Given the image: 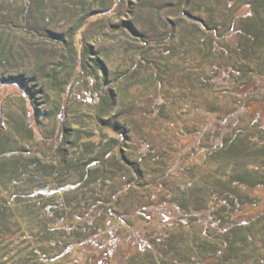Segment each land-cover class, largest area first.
<instances>
[{"label": "trees", "instance_id": "obj_1", "mask_svg": "<svg viewBox=\"0 0 264 264\" xmlns=\"http://www.w3.org/2000/svg\"><path fill=\"white\" fill-rule=\"evenodd\" d=\"M1 1L0 83L18 86L26 102L36 105L35 117L41 80L57 85L69 99L94 110L97 123L89 130L76 122L72 137L67 129L49 135L30 124L0 131V264H100V257L110 258V264H261L264 210L254 211L264 206V194L258 193L264 188V166L255 163L264 158V129L233 125L229 130L231 118L239 116L238 107L225 116L212 105L194 108L205 123L197 130L208 133L204 159L188 166L190 177L171 187V198L167 193L162 201H144L139 181L153 168L148 169L146 161L159 159V154L149 157L151 143L141 145L131 128L116 120L124 108L107 117L116 98L103 61L105 49H94L87 37L76 44L72 36L79 27L74 25L61 58L19 70L21 45L4 26L12 22H3L16 0ZM41 1L48 5V0ZM157 1L145 0L156 14ZM161 3L159 9H181L188 27L167 22L160 29L156 18L147 20L149 24L142 20V30L125 20L114 25L144 38L121 77L131 86L148 79L162 87L164 93L151 105L154 112L169 115V105L183 103L169 98L170 89L164 86L168 77L180 79L184 89L178 91L182 97L188 94L189 114L195 90L226 83L242 86L238 74L248 68L253 73L248 82L260 77L247 60L264 58V0ZM31 7L33 1L24 0L17 13L22 23ZM97 13L104 19L113 16V10ZM143 67L152 68L149 78L141 76ZM104 127L113 128L119 138L108 143L99 132ZM194 131L188 127V134ZM166 205L171 216L163 214Z\"/></svg>", "mask_w": 264, "mask_h": 264}, {"label": "rangeland", "instance_id": "obj_2", "mask_svg": "<svg viewBox=\"0 0 264 264\" xmlns=\"http://www.w3.org/2000/svg\"><path fill=\"white\" fill-rule=\"evenodd\" d=\"M3 1L1 2L3 3ZM32 1L33 7L29 9L24 23L19 20L17 14L23 10L24 0H16L11 4L10 11L12 9L13 12L8 13L3 21L6 24L12 22V26H4L7 31L10 28L11 32L8 31L11 33L10 38L21 45L23 58L22 61H19V70L26 68L30 71L35 67L37 61L42 63L48 60L51 64L59 57L61 58L63 47L70 38L68 31L74 25L79 27L75 35L72 36L76 44L79 45L84 41L83 37H87L94 49L99 47L105 49V55H102L103 61L110 78L109 84L116 98L107 117H115L113 113L124 108L125 113L119 117L117 115L116 120L130 127L131 136L139 137L141 145L146 141L151 143V151L147 154L149 157L152 154H159L156 155L159 156V159L145 160L146 165L149 166L148 169L152 166L153 168L139 181L141 183L140 193L144 192L141 196L142 199L145 197L144 201L148 202L150 198L153 202L162 201L164 194L167 193H171L168 197L171 198L174 193L171 191V187H175L180 182L184 183L190 177L188 166L192 163L198 164L204 159V155L207 153L208 133L200 134L197 130H200L205 123L201 116L202 112H198V109L194 108L212 105L210 107L218 115L225 116L238 107L240 109L239 116L237 119L231 118L229 130H232L233 125H240L245 129L251 128L250 126L253 125L257 132L260 127L264 129V58L261 61L246 59L252 69L259 70L260 77H255L248 82L253 74L248 68L246 74L241 72L238 74L239 82L243 81L242 83H244L242 86H238L236 83L232 85L226 83V85H215L213 88L195 90L193 101L190 100L191 104L189 103L195 106L190 108L191 111L193 110V112L190 111L191 114L188 113V94L182 97L183 92L178 91L179 88L184 89L180 79L168 77L164 81L167 90H175V92L167 91L169 98L170 95H173L183 103L169 105L170 108L165 111L169 115L163 116L151 108L154 100L159 101V96L164 93L159 84L146 79V81L143 80L139 84L131 86L127 83L126 77H121L125 69L130 67L135 60L137 48L144 38L137 37L138 35L133 30L117 29L114 25L120 20H125L132 22L138 30H142L146 23L149 24L147 20L156 18L160 29L163 28L162 24L167 26V22L169 26L173 22H177L178 27L182 25L188 27V21L183 18L181 9L174 6L159 9L158 6L164 0L154 3L157 4L155 6L157 14L152 7L146 5L145 0H127L126 3H123L124 5L117 0H53V3L48 0V5H44L41 0ZM169 1L172 2V0ZM56 3L58 6H54ZM101 10H113V16L110 19L101 18L97 13ZM79 51L78 54H81V50ZM262 55L264 56V52ZM260 64L261 71L258 66ZM151 72V67L141 68V76L149 78ZM116 74L118 80L112 81L113 75ZM40 86L43 88V93L38 94L36 98L35 103L39 109L38 116L35 117L34 107L36 105L31 106L30 101L26 102L18 86L12 83L5 85L0 83V131H9L15 124H18L21 129L30 124L37 132L49 135L61 128L67 129L71 131L70 136L72 137L76 122L82 128L96 129L97 121L93 114L94 110L83 103L69 99L61 87L55 89L57 85L49 86L44 80H41ZM186 91L188 92V88ZM176 94L177 96H175ZM131 105L132 107H130ZM188 127L194 128L193 134H188ZM99 132L102 135L104 132L108 143L120 136L111 127H104ZM93 138L96 139L97 136ZM125 143L136 144V141L125 140ZM203 147L205 148L203 149ZM258 163L259 165L257 162L255 163L257 167L264 166V158L260 159ZM209 165L213 166V164ZM205 172L206 170H204ZM258 193L264 194V188H261ZM164 207L166 208L163 210L164 212L162 211L163 214L171 216L172 212L168 209L170 205ZM263 207L254 211L255 215L264 210ZM260 239L264 243V237ZM260 251L264 254V249ZM75 255H78V252ZM262 258L261 264H264V256ZM100 260V264H110V258L100 257ZM253 264L258 263L253 262Z\"/></svg>", "mask_w": 264, "mask_h": 264}, {"label": "bare ground", "instance_id": "obj_3", "mask_svg": "<svg viewBox=\"0 0 264 264\" xmlns=\"http://www.w3.org/2000/svg\"><path fill=\"white\" fill-rule=\"evenodd\" d=\"M125 6H126V5H125ZM106 14H107V13H106ZM111 14H112V13H111ZM90 17H91V16H90ZM125 29H126V28H125ZM80 61H81V60H80ZM56 69H57V68H56ZM82 69H83V68H82ZM82 69H81V70H82ZM87 74H88V73H87ZM74 81H75V80H74ZM97 87H98V86H97ZM72 88L74 89V87H72ZM101 94H102V93H101ZM102 113H103V112H102Z\"/></svg>", "mask_w": 264, "mask_h": 264}, {"label": "water", "instance_id": "obj_4", "mask_svg": "<svg viewBox=\"0 0 264 264\" xmlns=\"http://www.w3.org/2000/svg\"><path fill=\"white\" fill-rule=\"evenodd\" d=\"M61 116H62V114H61Z\"/></svg>", "mask_w": 264, "mask_h": 264}]
</instances>
